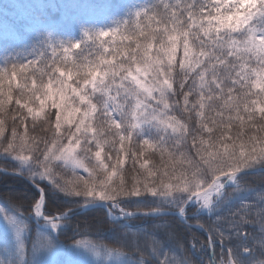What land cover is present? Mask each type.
Masks as SVG:
<instances>
[{
	"label": "snow or ice",
	"instance_id": "6c2138e0",
	"mask_svg": "<svg viewBox=\"0 0 264 264\" xmlns=\"http://www.w3.org/2000/svg\"><path fill=\"white\" fill-rule=\"evenodd\" d=\"M258 17H264V0H244L243 6L242 0H154L115 27L85 31L82 40L51 48V57L41 54L0 68V159L14 157L29 166L0 173L27 174L35 188L27 200L17 192H0V199L17 215H25L18 208L34 206L35 218L52 231L88 205L100 204L99 222H110L116 231L121 221L154 216L162 222L151 225L146 243L137 246V264L153 257L154 264H192L184 253L196 257V264H205V256L207 264H257L264 257V26H258ZM116 35L122 40L109 44L106 37ZM137 64L149 77L147 87L140 67L133 75ZM62 69L75 77L71 104ZM17 80L23 81L15 100L20 107L9 137L4 116L12 111L6 105ZM52 86L63 102L62 107L53 100L54 113L45 112ZM193 95L199 98L190 102ZM65 108L73 119L65 116ZM170 112H179L180 119ZM28 117L30 131L39 128V133L21 136L17 146V121L23 124ZM64 122L70 126L62 128ZM126 140L134 141L137 150L125 149ZM145 146L160 153L163 167H145ZM62 166H71L75 179L57 178L54 169ZM80 169L86 177L77 174ZM244 170L251 175H241ZM61 197L69 203L54 207ZM205 215L207 226L200 223ZM4 219L16 222L13 216ZM256 223L258 235L248 231ZM192 228L207 238L192 235L188 248ZM37 243L51 247L50 234Z\"/></svg>",
	"mask_w": 264,
	"mask_h": 264
},
{
	"label": "trees",
	"instance_id": "16d2710c",
	"mask_svg": "<svg viewBox=\"0 0 264 264\" xmlns=\"http://www.w3.org/2000/svg\"><path fill=\"white\" fill-rule=\"evenodd\" d=\"M260 22H263L264 21V17H258L257 18ZM198 95H193V96H190L189 97V100L190 102H195L198 100ZM256 97H251L250 99H255ZM183 104V102H181ZM190 106V105H189ZM8 108H11V107H8ZM206 112L208 111L207 109L205 110ZM216 111H219V109L217 108ZM11 113L10 112H7L6 115L4 116L5 120H6V123H5V131L6 133L8 134L9 137H11V128L14 126L12 124V116L9 115ZM225 116L229 115V113L225 112L224 113ZM234 115V113H233ZM170 116H175L177 119H180V113L179 112H170ZM213 116H214V113H213ZM17 124H19V127H18V138L20 139L21 136H24L26 139L27 138H30V137H33V136H36L39 132V128H37L36 132H32L30 131L32 125L31 123L28 121H26L25 123L23 124H20L19 121H17ZM209 126L211 127L212 125L209 124ZM6 141H5V146H6ZM17 146H19V144H17ZM152 153L154 154H150L148 155V157L146 159H148V165H146L145 167L148 168V167H152L153 165H158V166H161L163 167L162 163H161V155L158 151H156L155 149L152 150ZM164 162L165 163H171L169 160H168V156L164 155ZM141 163H143V159L141 161ZM54 173H56L59 178H62L63 180L65 181H68V180H73L75 179V176L74 175H67L65 169H63L62 167L60 168H57V169H54ZM115 179V178H114ZM19 185L17 184H14V183H8L6 185L7 189L6 191L7 192H17V193H21L22 194V198H24L25 196L28 198L30 196V191H29V188L27 185H25L24 183L22 182H18ZM16 187H18L19 189H22V192L21 191H18V189H15ZM98 217L101 216V213H99L97 215ZM97 217H92L90 218L89 220H87L86 224L84 225V228L89 230L90 232H93L95 231L96 234L98 232H101V231H106L108 229V226L105 225V224H99L97 223ZM89 222L92 223L93 225H96L95 227H89ZM118 231L116 230H111V231H108L107 232V236L109 238L108 241L112 242V241H116L117 238L115 237V234L117 233ZM72 239L71 238H68V237H65V238H61L59 239V241H71Z\"/></svg>",
	"mask_w": 264,
	"mask_h": 264
},
{
	"label": "rangeland",
	"instance_id": "374dc122",
	"mask_svg": "<svg viewBox=\"0 0 264 264\" xmlns=\"http://www.w3.org/2000/svg\"><path fill=\"white\" fill-rule=\"evenodd\" d=\"M15 189H18V191L22 192V189H19L18 187H16ZM10 216H12V215H10ZM4 227H6L7 229H4ZM22 229H23V227L21 224H19V227H17V226H15V223H12V224L8 223L4 219V215L0 211V231L2 234L10 237V239L12 240V242L15 246V249L18 252V254L23 250V247H21V244H23V246L25 244L24 243V233H23ZM37 245H39V244L35 243L33 246L34 247V250H33L34 255L37 254V249L39 248V247H37ZM34 264H57V263L52 258H48V262L35 261ZM116 264H119V263H116Z\"/></svg>",
	"mask_w": 264,
	"mask_h": 264
},
{
	"label": "clouds",
	"instance_id": "9594fccd",
	"mask_svg": "<svg viewBox=\"0 0 264 264\" xmlns=\"http://www.w3.org/2000/svg\"><path fill=\"white\" fill-rule=\"evenodd\" d=\"M244 0H242V6H243ZM242 16L245 15L244 13L241 14ZM71 244L77 245L76 242L70 241ZM97 244V247L92 248L90 246H87V250L89 251L93 264H112V258L116 255L117 250H119L120 253L125 252L123 247H117L115 245H105L102 243H92ZM107 246V248L105 247ZM109 249L111 250V253L109 252ZM257 264H264V257H261Z\"/></svg>",
	"mask_w": 264,
	"mask_h": 264
}]
</instances>
